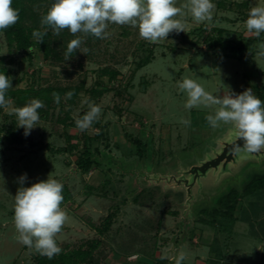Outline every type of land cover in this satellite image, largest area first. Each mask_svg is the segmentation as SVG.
Here are the masks:
<instances>
[{"label":"rangeland","instance_id":"1","mask_svg":"<svg viewBox=\"0 0 264 264\" xmlns=\"http://www.w3.org/2000/svg\"><path fill=\"white\" fill-rule=\"evenodd\" d=\"M20 2L23 24L43 30L41 17L54 0ZM213 3L212 21L186 17L185 32L159 43L141 39L136 28L110 24L108 38L88 36L82 45L88 53L69 60L64 52L75 37L66 29L59 36L48 30L45 59L32 34L31 45L18 49L0 33V71L13 86L8 111L0 108V264H35L38 254L17 240L13 220L18 178L25 174V187L49 176L63 185L68 220L56 236L62 251L54 259L90 249L81 264H175L180 252L181 264H264V187L245 192L253 177H264V150L236 153L224 168L208 169L194 181L189 174L219 155L237 132L232 124L208 125L205 117L217 106L186 109L177 82L194 79L214 95L255 93L264 84L257 47L264 33L257 38L244 24L250 8L264 0ZM47 87L79 90L71 99L61 94L57 104L53 92L48 102L40 94ZM15 90L35 91L45 105L27 136L9 114ZM88 101L102 112L80 131L70 121L88 111ZM83 151L94 161L87 171L76 167ZM229 192L230 217L219 202Z\"/></svg>","mask_w":264,"mask_h":264},{"label":"clouds","instance_id":"2","mask_svg":"<svg viewBox=\"0 0 264 264\" xmlns=\"http://www.w3.org/2000/svg\"><path fill=\"white\" fill-rule=\"evenodd\" d=\"M13 0H0V30H6L19 21V9L12 6ZM215 4L213 0H186L177 6V0H54L47 13L41 17V30H33V39L41 44L51 29L59 36L65 29L75 37L67 43L64 52L69 60L76 52L86 55L87 47H82L88 36L106 39L110 24L130 26L138 29L141 39L150 43L166 40L175 32H185V19L191 17L196 23L212 21ZM246 30L259 38L264 33V6H252L244 21ZM259 54L264 55V42L257 45ZM178 88L186 93V109L217 106L214 114L205 117L208 125L218 128L223 124H232L238 140L243 144H234L233 152L258 153L264 150V101L255 95L251 88L237 94L231 91L212 94L196 80L185 77L178 81ZM12 77L0 71V108L8 111L12 104L6 98L12 88ZM71 99L74 92H67ZM54 102L59 104L60 94L52 93ZM88 111L75 121L80 131H86L99 121L102 109L98 104L88 101ZM40 99H30L23 107H13L17 127L24 129V135L30 134L40 121L39 110L44 108ZM186 126L190 121H181ZM98 131V130H97ZM27 176L18 178L20 187L14 196V225L18 233L17 240L41 256L53 259L62 251L56 236L68 220L61 204L64 200L63 185L50 178L23 186ZM185 253L180 252L175 264H181Z\"/></svg>","mask_w":264,"mask_h":264},{"label":"trees","instance_id":"3","mask_svg":"<svg viewBox=\"0 0 264 264\" xmlns=\"http://www.w3.org/2000/svg\"><path fill=\"white\" fill-rule=\"evenodd\" d=\"M21 0H13L12 6L16 9H19V21L12 27L6 29V30H0V33H2L6 39V42L8 45L14 43L16 48L18 49H24L31 45L30 37L33 32V30H41L38 27H26L24 23V13L26 10L23 9V5L20 2ZM42 31V30H41ZM46 37H44V42L40 44V48L42 50L43 58L45 59L48 54V48L46 43ZM221 46V45H220ZM77 87L74 88H43L40 90V94H43V98L46 102H48L50 99L48 98V94L51 92H57L60 95L66 94L67 92H74L73 97L78 93ZM21 94H25L24 97H21ZM33 94V95H32ZM255 95H257L262 101H264V84L261 86H258L255 90ZM12 97L16 99L15 107H20L21 104L25 103L29 96H32L33 98H40L39 95L35 91L32 90H15L11 93ZM42 96V95H40ZM83 113H80L78 118L82 117ZM76 121V120H75ZM74 120L70 121L71 126H75ZM67 138V142H68ZM14 141L21 143V139L14 138ZM135 144H138L139 141H135ZM71 148L73 146H70ZM63 150V149H62ZM86 152V153H85ZM139 152V150H138ZM94 164V161H92V158L89 156L87 151H83L81 157L77 159L76 167L79 170L87 171L89 167ZM264 187V177H253L250 184L247 185L245 192L250 194L257 190H260ZM234 194L232 192H229L227 195L220 198V204L223 208H226L227 210L226 215L230 217V213L232 211V207L234 205ZM230 212V213H229ZM211 224V223H210ZM95 245H93L94 247ZM90 249L89 250H77L73 251L71 253H65L60 255L57 259H48L47 257L41 256L37 254L34 258L35 264H81L87 263L85 262V259L89 257Z\"/></svg>","mask_w":264,"mask_h":264},{"label":"water","instance_id":"4","mask_svg":"<svg viewBox=\"0 0 264 264\" xmlns=\"http://www.w3.org/2000/svg\"><path fill=\"white\" fill-rule=\"evenodd\" d=\"M236 143L241 144V146H242L243 141L238 140V138L236 137V139H234L232 142L226 143L222 149V152L219 155H217L214 159L206 161V162L202 163L200 166L191 167L189 170V174L193 176V181L199 175H204L208 169H216L220 164H221V167L224 168L226 163L233 161L236 153H234L232 149H233V145ZM250 154H252V153H250ZM252 155H256V153H254ZM185 183H186V181H185ZM190 185H192V184H190ZM188 191L189 190L187 189V192Z\"/></svg>","mask_w":264,"mask_h":264}]
</instances>
